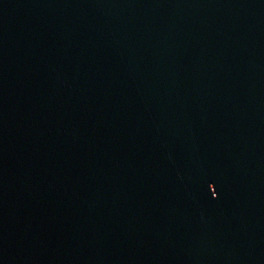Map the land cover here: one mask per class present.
Masks as SVG:
<instances>
[{
    "label": "water",
    "instance_id": "obj_1",
    "mask_svg": "<svg viewBox=\"0 0 264 264\" xmlns=\"http://www.w3.org/2000/svg\"><path fill=\"white\" fill-rule=\"evenodd\" d=\"M0 264H264V0H0Z\"/></svg>",
    "mask_w": 264,
    "mask_h": 264
}]
</instances>
